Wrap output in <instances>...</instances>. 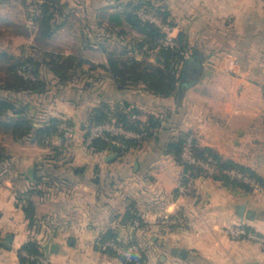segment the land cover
I'll use <instances>...</instances> for the list:
<instances>
[{
  "label": "crops",
  "instance_id": "obj_1",
  "mask_svg": "<svg viewBox=\"0 0 264 264\" xmlns=\"http://www.w3.org/2000/svg\"><path fill=\"white\" fill-rule=\"evenodd\" d=\"M21 1L33 7L34 27L26 25L24 36L42 48L39 55H20H74L83 66L64 84L43 66L47 92L27 97L29 115L69 120L73 139L55 135L42 144L0 136L6 138L0 140L6 155L0 163V264H22L19 254L31 239L50 264H125L99 246L110 228L124 240L135 239L146 264H264L259 242L229 233L244 225L264 236V185L247 191L197 177L182 192L184 166L165 154L171 138L195 134L201 146L264 180V0H162L175 23L173 36L184 32L192 47L205 51L192 67L190 86L168 97L144 83L122 89L109 69L110 59L157 63L155 53L133 52L143 35L123 15L128 2L140 0H61L64 13L56 14L60 26L50 38L39 34L31 17L40 13L33 0ZM124 105L143 124L162 119V128L120 157L87 147L93 110ZM49 155L55 164L42 171ZM30 204L33 221L25 212ZM127 212L143 226L121 225ZM8 238L10 247L1 244Z\"/></svg>",
  "mask_w": 264,
  "mask_h": 264
},
{
  "label": "trees",
  "instance_id": "obj_2",
  "mask_svg": "<svg viewBox=\"0 0 264 264\" xmlns=\"http://www.w3.org/2000/svg\"><path fill=\"white\" fill-rule=\"evenodd\" d=\"M117 2L120 0H116ZM162 0H140L138 2H128L123 13L126 22L134 29L143 35L136 49L142 51L146 44L150 45L151 49H155L156 42L163 33L161 29L149 21H144L138 12L143 10L146 13H151L162 20L163 23L171 28L175 27L171 13L168 8L161 3ZM33 5L39 10V14L33 16V20L39 26V34L43 38H50L54 31L60 26L57 21L56 14L64 13V4L61 0H33ZM181 43L179 51H173L171 48L161 47L159 50L144 53L145 56L155 53L156 64H149L145 61H138L134 57H128L125 60L110 59L109 69L113 76L118 80L121 88L130 85L144 83L147 88L156 95L164 97L171 96L178 89L179 83L183 76V69L188 60L202 63L205 57V51L198 47H192L189 42V37L186 33L181 32L177 36ZM185 53L182 55L181 53ZM47 59L39 60L34 57H24L11 53L7 50L0 49V68L3 67L7 71V78L4 83L0 82V132L11 133L16 140L24 138H32L39 143L45 144L51 137L61 135L60 124L61 120L51 118L45 120L42 112L35 115H29L28 109L30 102L27 97L30 95H42L47 92L48 82L42 77L41 70L46 66L53 74L59 84L70 82L75 75V72L83 66V60L74 55H64L62 53L47 54ZM182 63V67L177 64ZM23 72H30L33 78H26L22 75ZM128 105L110 109L108 107L96 108L93 110L90 117V125L102 124L111 120H116L117 123L123 124L126 128L138 129V125H143L147 132V138L143 141L134 139H122L123 146L113 147L110 141L104 139H96L90 147L96 153H104L113 151L117 155L123 156L129 150L140 147L148 138L154 135L156 129L162 128V119L151 117L150 120L143 124L140 120L134 124L130 121L129 115L125 113V108ZM41 122V126H36ZM71 123L70 121H68ZM72 124V123H71ZM62 136V135H61ZM87 136V135H86ZM187 135L173 137L165 145V154L173 156L179 163L184 166L185 175L182 183L188 187L192 179L197 177H209L198 164H188L183 160V147L187 140ZM193 155L197 161H208L213 159L216 166V173L211 175L215 180L222 181L224 184L241 187L247 191H252L255 188L250 184L232 178L227 173L231 170L239 171L253 179L260 185H264V180L254 172L253 169L244 165L238 164L233 160L225 159L217 151L209 147H203L195 138L193 141ZM6 158L4 149L0 142V163ZM54 156L46 157L42 171H47L46 165H54ZM48 176V175H47ZM42 180L40 178L39 182ZM41 183V182H40ZM180 191V190H179ZM27 217L33 221V206L32 204L25 207ZM119 218V217H118ZM140 220L143 226L142 219L135 213L127 212L121 217L120 224L129 226L134 221ZM118 232L114 228H110L104 232L100 242L104 243L112 239H117ZM135 239L130 240V243H136ZM30 256L44 255L43 248L35 239L29 240L22 249ZM20 252V261L22 264H38L36 260L25 256ZM117 256L113 251H104ZM143 262L146 264V253L141 249ZM121 258V257H120ZM122 259V258H121ZM125 264L128 263L125 261Z\"/></svg>",
  "mask_w": 264,
  "mask_h": 264
},
{
  "label": "built area",
  "instance_id": "obj_3",
  "mask_svg": "<svg viewBox=\"0 0 264 264\" xmlns=\"http://www.w3.org/2000/svg\"><path fill=\"white\" fill-rule=\"evenodd\" d=\"M138 15L144 20L149 21L157 25L162 33L163 37H161L156 42L155 49H151L149 44H146L143 47L142 55L144 53H151L159 50L161 47L171 48L173 51H179L181 49V43L178 41L176 37L173 36V28L169 25L162 22L161 19L156 17L151 13H146L143 10L138 12ZM185 55V53H181ZM178 67H182V63L177 64ZM26 78H33V75L30 72H23ZM125 113L129 115V119L132 123L136 124L139 121V116L136 111L132 107H124ZM60 132L65 139H73L75 136V128L74 126L64 121L60 124ZM147 138V132L143 125H138V129L126 128L123 124L117 123L116 120H111L102 124H92L89 126L88 134L85 137L84 143L87 147H91L93 141L96 139H104L110 141L113 147H121L122 139H134L138 141H143ZM195 137L194 135H189L187 137L186 143L183 147V160L188 164H198L206 173L209 175H213L216 173V166L213 159H209L208 161H197L193 155V141ZM110 153H115L113 151H109ZM117 154V153H115ZM229 176L232 178L244 181L250 184L254 188H259L260 184L253 178L239 172L236 170H231L227 172ZM186 186L181 182L179 185V190L184 192L186 190ZM134 229H137L141 226V221L136 220L131 225ZM229 233L232 238L241 239L247 238L250 240H254L259 242L264 249V236L259 235L258 233L248 229L244 225H235L229 228ZM103 251L111 250L113 253L117 255V257H121L123 262L125 263H134V264H145L142 258L141 253V245L139 243H130V239L124 240L121 236H118L117 239H112L109 241H105L104 243H100L99 245ZM23 255L31 258L32 260H36L38 264H50L48 258L45 255H36L30 256L26 251L22 252Z\"/></svg>",
  "mask_w": 264,
  "mask_h": 264
},
{
  "label": "rangeland",
  "instance_id": "obj_4",
  "mask_svg": "<svg viewBox=\"0 0 264 264\" xmlns=\"http://www.w3.org/2000/svg\"><path fill=\"white\" fill-rule=\"evenodd\" d=\"M29 3H32V1H29ZM32 12H33V7L27 9L24 5V1L0 0V49L7 50L11 53L19 54V55L22 54V52L25 53L26 55H32V54L39 55L38 51L42 48V46L37 45L36 47H32V45H30L32 40H28L24 36V34H26L25 32L26 25H31L32 27H34L32 25L31 18H29V14ZM31 17L33 18V16ZM73 22L75 23V21H72V23ZM25 43H29V44H25ZM33 44L36 45V42H34ZM142 51H137V49L135 48L133 52L137 54L139 53L141 55ZM6 78H7V71L3 67H1L0 82L4 83ZM61 121L68 122L69 120L63 118ZM1 135L4 136L2 132H0V136ZM189 135H194V137L196 138L195 134H188L187 136ZM5 139L6 138H2V137L0 138L1 141H4ZM209 177L212 178L211 175H209Z\"/></svg>",
  "mask_w": 264,
  "mask_h": 264
},
{
  "label": "water",
  "instance_id": "obj_5",
  "mask_svg": "<svg viewBox=\"0 0 264 264\" xmlns=\"http://www.w3.org/2000/svg\"><path fill=\"white\" fill-rule=\"evenodd\" d=\"M196 64H197V62L191 61V60H188L187 63L185 64V67L183 69V76H182L181 81H180L179 86H178L179 92H183L185 89H187L190 86V84H191V70H192V67ZM112 158H115V156H113ZM29 174H30L32 180H35V168L34 167L30 170ZM242 209L243 208H241V210ZM241 215H242V213H241ZM10 243H11V239L8 238L6 240V242H2L1 244H3L6 247H10ZM50 247L51 246L48 245L47 248H50ZM255 264H260V263H255Z\"/></svg>",
  "mask_w": 264,
  "mask_h": 264
}]
</instances>
